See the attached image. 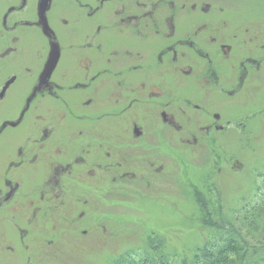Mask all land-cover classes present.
Here are the masks:
<instances>
[{
    "label": "rangeland",
    "instance_id": "1",
    "mask_svg": "<svg viewBox=\"0 0 264 264\" xmlns=\"http://www.w3.org/2000/svg\"><path fill=\"white\" fill-rule=\"evenodd\" d=\"M35 1L27 0L26 10L31 12L23 16L19 12L6 15L14 0H0V84L9 76H16L0 101V124L14 120L24 110L34 81L55 51L57 59L49 84L60 85L61 73L68 70L73 77L64 80V84H69V88L51 97L39 93L37 99L45 96L44 102L53 115L64 108V100L67 113L71 111L73 116H99L93 127L100 139L91 142L99 152V166L91 164L93 157L85 154L84 194L92 197V202L83 209L81 219L65 221L67 211H58L35 226L20 227V232L26 231L20 242L17 231L1 216L0 221L6 225H0V234L11 241L12 246L8 247L12 251L5 254L0 249V264H133L149 256L157 263L161 255L164 264H182V259H190L194 249L205 241H218L221 230L199 225L200 211L193 191L209 202L215 224L221 217L234 220L246 203H252L264 192V0H210L211 13L206 0H190L197 5L191 15L176 8L185 0H170L175 3L174 14H180L179 22L173 18L178 34V39L174 36L175 45L154 34L153 28L160 23L159 16L153 13L157 0H127V6L139 12V17L147 13L148 18L141 26L146 29H127L125 40L110 31L116 26L111 13L106 15L100 10L87 16L86 10L76 6V0H58L55 7L49 8L50 18L56 20L47 22V32L38 24L21 30L18 25L12 30L18 20L21 24L38 23L41 1ZM137 1L143 4L139 6L141 10L134 7ZM165 4L170 11L171 3L165 0ZM219 7H223V14H215ZM221 20L226 22L225 28L220 27ZM135 23L133 19L131 25ZM201 24L207 28L201 26L197 32ZM188 30L191 35H198L194 41L187 39L197 54L187 49H192L188 43H178ZM208 35L222 37L221 52L219 45L204 43ZM11 36L19 38L18 45L9 43ZM90 42L105 45L101 51H83ZM6 47L17 51L4 54L6 58L2 59ZM201 47L209 53L206 49L200 52ZM162 49L164 55L159 59ZM125 51L129 61L127 86L116 89L114 85L122 79L124 68H120L122 73L116 78L111 74L117 73L113 69L124 63ZM199 54L208 61L210 56V70L215 76L207 77V61ZM108 56L112 60L109 66L100 61L90 72L79 66L82 58L98 57L99 61ZM24 63L32 65L31 77L21 72ZM241 66L245 69L240 80ZM108 68V72L92 80V75ZM123 82L126 81H122L124 86ZM78 83L83 87L87 84L88 89L76 88ZM211 86L219 88H208ZM95 87L104 102L84 114L81 104L92 99ZM108 97L118 103L117 108L109 106ZM161 102L165 107H160ZM126 105L132 106L128 113H124ZM162 110L168 119L173 118L172 124L162 122ZM214 113L220 116L218 121L212 119ZM25 116L27 122L28 115ZM93 122L83 120L80 125L84 129ZM133 124L145 135L140 140H131ZM214 125L221 129L214 130ZM86 134H90V129ZM11 135V129H0V186L9 162L17 158L15 144L8 140ZM125 140L127 147L123 145ZM23 142L18 139L15 143L19 146ZM105 152L111 154L106 164L109 167L102 160ZM121 154H127V166L120 161ZM133 154L138 155L137 163ZM119 163L122 164L116 165ZM33 168L36 170L37 166ZM89 171L93 174L88 175ZM30 176V172L23 175L24 195H28L32 182L37 186L42 183L38 175Z\"/></svg>",
    "mask_w": 264,
    "mask_h": 264
},
{
    "label": "flooded vegetation",
    "instance_id": "2",
    "mask_svg": "<svg viewBox=\"0 0 264 264\" xmlns=\"http://www.w3.org/2000/svg\"><path fill=\"white\" fill-rule=\"evenodd\" d=\"M57 1L58 0H39L40 5H39L38 23H29L25 21L21 24L18 20L11 26L12 30H15L18 25L21 30L22 28L29 27L34 24L36 25L38 24V26H41V28H43L46 32L49 31L47 22L56 20L55 17L50 18L51 9L49 10V8L55 7ZM168 1L171 3L170 11L166 10L168 7L167 4H165V0H161V1L157 0L154 3V5L155 4L157 5L154 7L155 10L153 13L159 16L158 22L164 25V27L162 28V25L160 23H157L156 27H154L153 30H154V34L156 35L159 34V39H164V41L167 42L171 41V43H174L173 45H175L177 42L176 35L178 34L175 32L176 26L173 23V18L175 17L179 22L180 14H174L175 3L170 0ZM209 1L210 0H206L205 5L210 9V13H211L213 11L211 10V5ZM66 2L67 4H70L68 1ZM76 2L78 4L76 6L79 9L86 10L87 16L88 15L92 16L94 12H98L100 10H103L106 15H110L111 13V16L116 22V26H114L115 28L111 27L110 31L114 30L112 34H114L115 36L122 35L124 40L127 39V29L143 30L147 28L145 25H143L142 28L141 26L143 23H145L144 20L148 18V14L146 13L143 16L139 17L138 16L139 12L133 11L131 7L127 6V0H94V1L90 0L89 2L80 1V3L78 2V0H76ZM18 3L19 5L17 6ZM26 4H27V0H14V3L10 4L9 5L10 7L8 6L9 8L7 7L8 8L7 10L9 11L6 12V15L7 13L16 15L19 12L24 16L26 13H30L31 11L26 10L27 9ZM189 4L195 5V7L192 8V5L190 7ZM67 6H71V4ZM139 6H143V4H140L139 1L135 2L134 7L136 9L141 10ZM196 6L197 5L195 3H191L190 0H185L179 3L178 5H176V8L179 9L178 11L187 12V14L191 15V13L196 8ZM109 8H112L113 10L110 12ZM188 8H191V10ZM214 12L215 14H223L224 12L223 7H219L215 9ZM132 14H134V16H132ZM127 19H128V23L130 21L129 25H127ZM131 19L132 20L134 19L137 22L134 24V26L131 25L132 22ZM166 19L169 20H167L166 22ZM225 23H226L225 21L221 20L220 27L225 28L226 25ZM201 26L207 28V25L201 24L197 28L198 29L197 32L201 31L200 30ZM195 36L198 35L196 33L191 35L188 30L182 36L183 39L181 41L178 40L179 41L178 43L180 44L188 43L189 47L192 48L194 47L193 43L192 46H190L191 42H187V39L189 37L192 41H194ZM221 41H222V37H215L212 35H208L206 37V40H204V43L207 42L208 44L214 43L219 45ZM18 42H19V38L16 36L13 37L11 36L9 38V43H11L13 46L18 45ZM103 45H105L104 42L99 45L97 43L90 42L89 44L86 43L85 46L82 48V50L83 51L91 50L93 52L95 50L101 51ZM219 47L221 46L219 45ZM163 49L159 52V59H161V56L164 55L165 50ZM187 49L196 53V50H194L193 48L192 49L187 48ZM205 49L209 53V50L207 48H202V47L200 48V52H203V50ZM223 49H224L223 47L219 48L220 52ZM12 51L14 52L17 51V48L6 47L5 51L1 55V58L2 59L6 58L4 54L10 53L11 55ZM199 56L203 60L206 59L207 61L205 62L204 65L205 69L207 70V77H210L211 74L215 76V74L210 70L212 59L210 58L209 54H208L209 61L207 57H204V55L199 54ZM56 59H57V52L54 51L53 54L50 55V58L48 59L44 70L41 72L40 75H38L37 80L41 78L42 81H45V86L43 87V89L41 91H37L34 85V88L31 92V98L25 101L24 110L19 111L20 113L19 116L12 121L9 120L2 121V123L0 124V129L9 128L13 131V135H11V137L8 140L13 144H15L13 147L14 148L13 151L17 156L15 160L9 162V167L2 179L3 185L0 186V217L4 216L6 219H8V221L6 222H9L11 228L17 231L20 242L23 241L24 238L22 237L26 232V231L20 232L19 230L20 227L29 228L30 226H35L38 221H45L49 217H51V215H53L54 213L58 211L63 213L64 210L67 211L65 216L66 219L65 221L79 220L84 216L83 209L88 208L90 206V202H92V197H90L88 194H84L83 178H84L85 154L87 156L91 155V157H93L91 160V164L96 165L97 167L99 166L98 164L99 152L97 150V147H93V144L91 142L99 140L100 138H98V135L96 134L99 132L94 133L96 130H94L93 127L94 123H96V120L99 119V116H95V117L92 115L88 116L89 115L88 113L90 112V109H92L93 111L95 110V108L98 109L99 106L103 104L104 101L99 99L97 93L98 88L95 87L93 88L92 99H88L87 101H85V103L81 104V108L84 109L83 113L88 115L73 116L71 111L67 113L66 111L67 102L64 100L62 102L64 108L60 112H58V114L53 115L51 109L44 102L45 96H41L37 99V94L45 93L47 97H51L52 94H54L55 92H63V90L66 87L69 88V84H64V80H68L69 78L73 77L69 75L68 70H64L60 75V85H55L53 83L49 84L50 83L49 78L52 75V69L55 65ZM123 60L124 63L120 67H118L117 69H113V71L117 73L111 74L112 77L115 76L116 78L118 77V75H121L122 73L120 71V68L122 67L124 68L122 79L119 80L116 83V85H114L116 89L119 88L125 89V86H127V62L129 63V61H127V51H125L124 53ZM100 61H103L105 65L109 66L112 60L109 56L107 59L99 60V61H98V57L97 58L85 57L79 61V66L85 69L84 71L90 72V69H93L92 67H95L96 63L97 62L100 63ZM240 69L242 70L239 73L238 79L240 78L241 80L245 67L241 66ZM108 70L110 69L108 68L103 71H100L97 74L92 75L91 76L92 80L94 81L97 76L101 77L102 74L108 72ZM187 71L189 72L190 69L188 68ZM14 75L15 74L9 76L6 80H4L0 84V89H4L3 92H0V101H2L5 98L7 91L9 90L11 85L16 81V76ZM122 81H126L125 83L123 82L124 86L122 85ZM213 84L215 87V83ZM76 86H77L76 88H79L82 91L88 89L87 84H85V86L83 87L80 86L78 83ZM214 87L211 86L208 88L213 89ZM218 88H214V89H218ZM227 93L229 92L227 91ZM81 99L82 100L84 99L83 94ZM106 102L109 104L111 108L113 109L117 108L118 103L114 101L112 102L111 97L106 98ZM39 107L40 109L42 108V112H38L40 110ZM160 107L163 108L165 107V105L162 103ZM131 108H132L131 105L124 106V111H127L124 113H128V110ZM210 111H212V109ZM25 114L28 115L27 122L24 121L26 117ZM48 115H52L53 117L49 118ZM159 116L162 122H164L165 124H168L169 122L172 124L173 118L169 117L168 119L165 111L162 110ZM211 117L214 121H218L220 119V116L215 113L212 114ZM83 120H90V123L92 121L94 122L92 125H89L88 127H85L83 129V127L81 126L82 124L80 125V122H83ZM22 121H24L25 123L23 124ZM213 127L214 130L217 131L221 129V127H217L215 125ZM89 129H90V134L84 135V133H88ZM107 129L114 131L113 128H107ZM116 133L117 132H115L114 134ZM124 135H126L125 132ZM143 136H145L143 132L137 127L136 124H133L131 140H138ZM18 139L24 141L19 146H17V144L15 143ZM64 139H66V143L68 145L67 152L64 146V142H65ZM123 145L127 147L128 145L127 140H125ZM97 146L99 147L98 144ZM133 147L135 150L140 149L139 146H133ZM44 148L45 151L43 150ZM127 153H132V152L128 151ZM133 155H134L133 161L137 163L139 161L137 158L138 155L136 154ZM102 160L105 163L104 166L109 167V165L106 164L107 162L109 163V161L111 160L110 152H105ZM120 161H123L122 163H126L127 166V154H125L124 156H122L121 154ZM121 164L119 163L116 165L120 166ZM34 166H37L36 170L33 168ZM25 167L26 170L24 171L23 168ZM90 171L88 175L93 174ZM27 172H30L31 176L33 175V173L38 175L42 183L41 185L37 186L33 182L32 183L30 182L31 185L29 186V193L28 195L27 194L24 195L21 192L22 189L25 187V178L23 177V175L27 174ZM5 186L6 188H4ZM68 210H70L71 212L69 213V217L67 218ZM74 215L75 218L73 219ZM24 218H26L27 222L24 221ZM2 223L6 225L4 221H0V225H2ZM8 245L12 246L11 241L7 240L5 235L1 232L0 249H2L5 254L11 253L12 251L9 248L10 246L8 247Z\"/></svg>",
    "mask_w": 264,
    "mask_h": 264
},
{
    "label": "trees",
    "instance_id": "3",
    "mask_svg": "<svg viewBox=\"0 0 264 264\" xmlns=\"http://www.w3.org/2000/svg\"><path fill=\"white\" fill-rule=\"evenodd\" d=\"M193 197L200 211L199 225L221 230L219 238L225 236L216 242L205 241L194 249L190 259L183 258L182 264H264V192L252 203H246L234 220L221 217L217 221L220 225L213 222L210 204L201 193L195 190ZM157 258L160 259L157 263L149 256L141 258L138 263L133 261V264H164L162 255Z\"/></svg>",
    "mask_w": 264,
    "mask_h": 264
},
{
    "label": "snow or ice",
    "instance_id": "4",
    "mask_svg": "<svg viewBox=\"0 0 264 264\" xmlns=\"http://www.w3.org/2000/svg\"><path fill=\"white\" fill-rule=\"evenodd\" d=\"M67 21V19H65ZM68 23V21H67ZM21 72L23 74H25L26 76L28 77H31L32 75V65L29 64V63H24L22 64L21 66ZM34 84H35V88L37 91H41L43 89V87L45 86V81H42V79L40 78L39 80L37 81H34ZM4 89H0V92H3Z\"/></svg>",
    "mask_w": 264,
    "mask_h": 264
}]
</instances>
